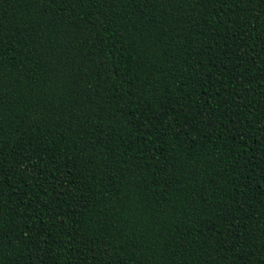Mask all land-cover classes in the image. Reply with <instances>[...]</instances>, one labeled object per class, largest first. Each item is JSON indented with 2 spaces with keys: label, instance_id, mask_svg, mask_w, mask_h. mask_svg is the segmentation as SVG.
I'll return each mask as SVG.
<instances>
[{
  "label": "trees",
  "instance_id": "16d2710c",
  "mask_svg": "<svg viewBox=\"0 0 264 264\" xmlns=\"http://www.w3.org/2000/svg\"><path fill=\"white\" fill-rule=\"evenodd\" d=\"M0 264H264V0H0Z\"/></svg>",
  "mask_w": 264,
  "mask_h": 264
}]
</instances>
